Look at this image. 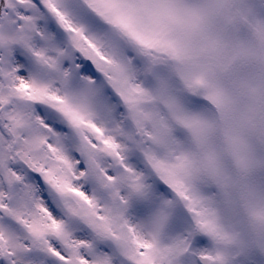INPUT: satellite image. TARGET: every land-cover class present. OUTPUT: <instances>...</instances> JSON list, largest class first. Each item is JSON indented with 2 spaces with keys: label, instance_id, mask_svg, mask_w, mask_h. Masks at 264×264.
Masks as SVG:
<instances>
[{
  "label": "snow or ice",
  "instance_id": "6c2138e0",
  "mask_svg": "<svg viewBox=\"0 0 264 264\" xmlns=\"http://www.w3.org/2000/svg\"><path fill=\"white\" fill-rule=\"evenodd\" d=\"M0 264H264V0H0Z\"/></svg>",
  "mask_w": 264,
  "mask_h": 264
}]
</instances>
